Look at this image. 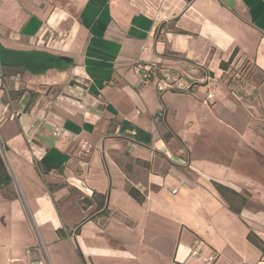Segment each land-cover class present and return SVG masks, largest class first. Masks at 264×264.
Returning a JSON list of instances; mask_svg holds the SVG:
<instances>
[{"label":"crops","instance_id":"crops-1","mask_svg":"<svg viewBox=\"0 0 264 264\" xmlns=\"http://www.w3.org/2000/svg\"><path fill=\"white\" fill-rule=\"evenodd\" d=\"M235 52L252 102L220 80ZM0 59L26 69L1 106L0 264H264V0H0ZM147 67L197 85L160 93Z\"/></svg>","mask_w":264,"mask_h":264},{"label":"trees","instance_id":"trees-1","mask_svg":"<svg viewBox=\"0 0 264 264\" xmlns=\"http://www.w3.org/2000/svg\"><path fill=\"white\" fill-rule=\"evenodd\" d=\"M175 22H171L169 25L171 26V28L174 26ZM173 29V28H172ZM236 57V52L233 53V55L230 57V59L228 61H222L220 64V69L223 71V73L226 74L227 76V81L226 84L229 88V90L231 91V93H233L237 98L239 99H245L247 101L252 102L255 97H256V88L253 87V95H249L247 96L243 91H242V87H245L244 83L245 81L249 78V76H245V78H236V73H233L231 75V71L233 69V67L240 63L239 61L235 60ZM249 63V62H248ZM251 64V63H249ZM252 67L255 68V66L253 64H251ZM0 69L2 70V76L6 79H10L12 77H16L18 75H23L26 72V69L24 67L18 66V65H14V64H10L7 62H4L0 59ZM238 75V73H237ZM244 81V83H241L242 80ZM24 92H20L18 94H14L15 96H19L22 95ZM255 93V94H254ZM41 171L43 173H48L49 171H51L52 169H54L53 166L47 164L46 162H42L40 165ZM12 182V178L8 172L7 166L5 164V161L3 159V155L2 152L0 150V190H3L4 188H6L7 186H9ZM215 187L217 188V190L219 191V193L228 201V198L225 195V191L227 190V188L216 184L215 183ZM130 195L133 197V199L138 203V204H143L145 201V196L143 194H141L138 190H136L135 188H131L129 191ZM102 200L101 202L97 203V207L99 209H101L104 205V196H102ZM246 199L242 198V200H240L239 203V208L234 207L230 201L229 205L231 207V209L233 210V212L240 214V210H241V206L244 205ZM248 240L255 245L257 248H259L263 253H264V241L261 240L256 234H254L253 232H250L248 235Z\"/></svg>","mask_w":264,"mask_h":264},{"label":"built area","instance_id":"built-area-1","mask_svg":"<svg viewBox=\"0 0 264 264\" xmlns=\"http://www.w3.org/2000/svg\"><path fill=\"white\" fill-rule=\"evenodd\" d=\"M143 70L145 71L144 77L146 80L152 76L156 78L155 85L160 93H164V92L190 93L192 91L193 84L183 81L181 77L175 74H171L169 72L159 73L157 72V70L156 72H154L155 69L150 67H147L146 70L145 69ZM140 71L141 68L139 66L136 67V72L139 73ZM205 79L208 82L211 80V77L207 74L205 76ZM2 80H3V76L0 69V83H2ZM211 100H213V94L210 93L207 96L206 103H209ZM58 134L59 132L56 133V135ZM0 149L3 150L1 143H0ZM28 254L29 255L31 254V249L28 250ZM29 264H45V263L40 260L30 259Z\"/></svg>","mask_w":264,"mask_h":264},{"label":"rangeland","instance_id":"rangeland-1","mask_svg":"<svg viewBox=\"0 0 264 264\" xmlns=\"http://www.w3.org/2000/svg\"><path fill=\"white\" fill-rule=\"evenodd\" d=\"M10 54H11L12 57L14 56L13 55L14 53H10ZM231 72H232L231 75L233 73H236V75H235L236 78H239V76H240V78H245V76H249V78L245 81V83L241 79L242 80L241 83H244V85H245V87H242L243 88L242 91L247 96H249L250 94L253 95V93H252L253 90H254L253 87H255L254 82H253V79L256 77V68L252 67L251 64H249L248 62H240V63L236 64L233 67V69H232ZM1 73H2V70H1ZM237 73H238V75H237ZM220 80H221V82H223L227 86V84H226L227 76H226L225 73H222V76H221ZM0 84H1L2 89H4L3 84H5V87H6V95L3 96V97H0V120H1V119H3V117L9 118V115H10L8 112L6 114H4L3 113V109L1 108V106L3 104H7V102H9V100L13 102L17 98L14 95L15 94L14 93V90L11 89V87L13 86V80L11 78L10 79L9 78L8 79L7 78L5 79L3 77L2 83H0ZM196 85L197 84H193V88ZM192 91H193V89H192ZM23 92H25V90H23ZM256 94H257V90H256ZM9 106L10 107H13L12 105H9ZM2 151L3 150H1V152Z\"/></svg>","mask_w":264,"mask_h":264},{"label":"water","instance_id":"water-1","mask_svg":"<svg viewBox=\"0 0 264 264\" xmlns=\"http://www.w3.org/2000/svg\"><path fill=\"white\" fill-rule=\"evenodd\" d=\"M189 1H191V0H189Z\"/></svg>","mask_w":264,"mask_h":264}]
</instances>
